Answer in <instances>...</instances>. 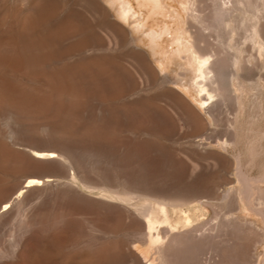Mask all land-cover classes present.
I'll return each mask as SVG.
<instances>
[{
	"label": "rangeland",
	"instance_id": "1",
	"mask_svg": "<svg viewBox=\"0 0 264 264\" xmlns=\"http://www.w3.org/2000/svg\"><path fill=\"white\" fill-rule=\"evenodd\" d=\"M244 1L204 0L195 12L204 17L228 2V17L210 29L202 18L189 24L188 0H0V36L23 35L21 17L34 15L26 38L40 45L47 74L83 94L75 128L65 122L70 135L18 125L20 139L66 148L73 163L60 168L59 156L58 164L0 173V264H264V9L256 10L264 0ZM254 22L261 31L251 39ZM191 32L225 63L213 116L194 100L195 86L177 83ZM41 172L54 180L18 191ZM144 203L152 233L163 237L149 258L138 248L150 238Z\"/></svg>",
	"mask_w": 264,
	"mask_h": 264
},
{
	"label": "bare ground",
	"instance_id": "2",
	"mask_svg": "<svg viewBox=\"0 0 264 264\" xmlns=\"http://www.w3.org/2000/svg\"><path fill=\"white\" fill-rule=\"evenodd\" d=\"M149 1H151V0H149ZM112 2L115 3L116 0H112ZM152 2H154V4L158 5L159 4L158 2H160V0H152ZM238 2H239L238 5L248 3V2H245L244 0H238ZM203 3H204V0H188V7H185V8H187V10H188V8L190 10H192V13L190 15L188 14L191 18V20L188 21L189 24L194 20H199V18H202L205 21H207V20L209 21V23L204 27L212 29V28H215V27L219 26L220 24H222L226 20V16L228 17L229 7L223 6V4H226L228 2H225L223 4H219V2H217L218 4L216 6H213L215 8L214 9L212 8L213 9L212 12L210 11L211 13L207 16L205 15V17L201 16V14L200 15L195 14V12L203 11V5H202ZM262 3H263V5H262ZM262 3H261V6L256 5L257 11L264 9V2H262ZM184 4H186V3H184ZM37 5L38 4H36V6L33 7L34 8L33 10H35V9H36V11L38 10ZM157 5H155V7ZM42 7H43V5H42ZM254 7H255V5H254ZM46 8H40L39 7V11H37V12H39L40 14H44V11L45 12L47 11V10H45ZM156 8L158 9V6ZM126 10H128V7L122 4L120 12H122V14H124V12H126ZM153 10L154 9H152V12H153ZM187 10H185V11H187ZM256 10H255V12H256ZM31 11H32V8H31ZM204 11H206L205 7H204ZM253 11H254V9H253ZM158 12L159 11H155V13H158ZM263 12H264V10H263ZM26 13H28V15H29L31 12L29 11ZM33 14H34V12H33ZM31 15H29L30 17H28V16L21 17L23 19L21 21V24H18V25H20V27H19L20 31H22L24 34L22 35L21 32L18 34H21L22 36L17 35V34H8V35H1L0 36V173L5 172L3 174H6V172H8V171H10L14 174H16V173L19 174V172H21V169L23 170V168H25L29 165L33 169L40 168L42 166L41 164L44 161H51V162L56 161L55 164H58V163H61V162H58V160H57V159H59L58 158L59 156H62V157H60V159L61 158L64 159V160H62V163H64V164H62V163H61L62 165L59 164L60 168H61V166L65 165V170H66L67 169L66 167H69V165H72V163H73L69 159V156H68L69 152L68 153L66 152L67 151L66 148H65L66 149L65 150L63 148H58V147H55L53 145H46L45 143H43L44 145H42V143H41V145H39L38 142L36 144L35 142H32V140H31V142H28L26 140H22L19 138V135H17L18 125H24V128H25V126H27L28 128H35V129L37 128V130L39 127L44 126L45 128L50 127L52 129H55V130H59V131L62 130L64 133H67L69 135H70V133L72 134V132H70L69 129H66L67 126L65 125V122L70 121L72 124V121L76 120L75 116L78 115V110H79V107L81 105V102H80L81 99L79 100V98H81V96L83 95V94L81 95V92L76 90L75 86L74 87H73V85L67 86L63 82L65 79L63 80V78H61L57 73H56V75H54V74L48 75L47 74L46 67L44 66V62H46V60L43 62V60L40 59V55H39L38 48L40 47V45L37 43L35 44L33 42H30L27 39L28 38L27 37L28 33L26 32L27 29L29 32L31 29H33V28L35 29L36 22L39 20L38 19V20L34 21L35 16L32 15L33 16V18H32ZM251 15L252 14H250V16ZM253 15L251 16L252 17L251 19L254 20ZM255 19L257 21L256 13H255ZM253 20H252V22H253ZM260 20H259V22H260ZM194 22H196V21H194ZM194 22H192V23H194ZM199 22H201V21H199ZM192 23H191V25H193ZM256 23L255 22L250 23V25H249L250 31H252V35L249 37L251 39L254 38L253 32L257 31L258 29L260 30V25H259V28L257 29L258 23L257 24ZM41 24H42V22H41ZM191 25H189V26H191ZM191 27H190V29H191ZM70 28H71V26L69 24H67L64 26L63 30H68ZM118 28L120 30H123V27L120 26V24H119ZM15 29H16V27H15ZM184 30L187 31L186 29H184ZM184 30H183V33H184ZM8 31H9V29H8ZM8 31L6 30L4 32H8ZM12 31H13V29H12ZM54 31H56V30L54 29ZM188 31H189V27H188ZM59 33L60 32H58V34ZM183 33H181V35ZM193 34H194V32H191L192 40H190V42H189L190 44L188 45V46L191 45V48L189 49L190 52L188 54L186 53L187 51L185 52L187 54L185 56L186 62L182 63V66H181V70L183 72H178L181 77L178 75L180 78L177 80V83L186 87L187 89H190L192 86H195L196 87V94H195L194 100L197 101L199 108L201 107V109H204L207 113H209L211 116H213L211 114L212 105H210V104L212 102L214 103L215 97H218L217 100H219V97H221L224 94V93L222 94V91L224 90V88L222 89V86H220V85L222 83L221 81H223V80L227 81V80H225L227 76L223 70L224 68L222 69V65L224 67L225 63L221 64L222 62H220L219 66H218L216 61L219 59L218 57H219L220 53L218 55L216 54L217 58L211 59V55L214 53L210 52L211 55H209L210 53H208L209 52L208 49L204 48V45L202 46V43L200 44L201 38L204 37L203 34H202L201 38L200 37L197 38L196 35H193ZM261 35H262V33H261ZM180 37H178V38L180 39ZM38 38H40V37H38ZM114 38H115V36H114ZM204 38H206V37H204ZM223 39H225V38H223ZM30 40H31V38H30ZM40 40H41V38H40ZM34 41H36V39H34ZM40 43H45V42L41 40ZM186 43H187V41H186ZM186 43L184 42L183 44H185V46H187ZM45 45H47V44H45ZM47 47H50V46H47ZM205 47H206V45H205ZM48 49L47 50L49 52L51 47ZM184 50L185 49H183V51ZM180 51H181V49H180ZM214 56H215V54H214ZM214 56L212 55V57H214ZM220 61H222V60H220ZM220 65H221V67H220ZM230 65H232V64L230 63ZM228 70H230V69H228ZM97 72L98 71H96V73ZM111 72L112 71H110V70L104 69L103 75H105L108 84L114 89L115 93H118V92L121 93L122 90L119 87V83L116 81L117 79L115 80L113 78V75H112L113 72L112 73ZM230 72H233V71L230 70ZM98 74H99V72H98ZM92 75H93V72L91 73V76ZM233 75L235 76L234 73H233ZM233 75L230 77H233ZM74 80H75V78H74ZM230 80H231V78H230ZM164 82H166V80H164ZM228 83H226V84H228ZM231 92H232V90H231ZM226 95H227V93H226ZM217 100H215V101H217ZM220 102H222V101H220ZM189 107H190V105H189ZM190 109H192V111L194 113H196L199 117L201 116L200 112H198L194 107L193 108L190 107L188 110L190 111ZM192 111L190 113H193ZM76 118H78V116H76ZM195 121H197V120L195 119ZM197 125H198V123H197ZM200 126H201V124H200ZM73 127H74V125H73ZM195 128L197 129L200 127L196 126ZM201 128H203V127H201ZM87 129L91 130L89 127H87ZM78 130H80V129H78ZM198 130L200 131L201 129H198ZM97 131H96V133H97ZM99 131H101V130H99ZM88 132H90V131H88ZM100 133L101 132H99V134ZM6 138L8 139L9 142H7L5 140ZM28 149H29V151L32 150L33 152L30 153L31 151L29 152ZM51 162L50 163L47 162V163L51 164ZM62 168L64 169V167H62ZM34 173H36V172H34ZM39 174L40 173H38L36 175H30L28 178H26V181H25L26 184L24 186H22L20 188V190L18 189V191H20V193H22V191L24 190L25 187H31V186H35L38 188V186L40 184H43L45 181L53 179V178L51 179V173L41 172L42 176L41 175L39 176ZM52 174H54V172ZM46 176H47V179H46ZM72 176H75V175H72ZM243 180H244V178H243ZM244 181H246V180H244ZM19 183H20V181H19ZM248 184H249V182H248ZM19 186L20 185H18V187ZM249 186H248V188H251V186L250 187ZM39 188H40V186H39ZM4 189H6V188H4ZM8 190H10V189H8ZM26 191L24 190L23 193H25ZM241 193H242V191H241ZM105 195H107V194H105ZM112 195H114V194H112ZM112 195H110V196H112ZM115 197L117 198V196H115ZM148 198H150V197H148ZM138 199H139V197H138ZM138 199H135L134 203H136V201ZM142 200H143V197H142ZM11 201L12 200L10 198H8L6 201L3 202V204L10 206ZM137 202H139V201H137ZM145 202H148V201H145ZM161 204L164 205L163 203H161ZM144 205L146 206L145 207L146 209H144L140 205H139L138 209L142 212V214L146 218L147 227H148V230L150 232V238H149V242H148L149 244L147 246H145V247L141 246L138 248H139V251L141 252V254L144 256V258H149L150 254L152 252H154L155 250L157 252L159 251L156 246L159 242H163V237L158 235V234L155 236V233L154 234L152 233L153 229L155 228V221L150 216V214L153 212L152 207L148 203H144ZM8 207H6L5 209H8ZM161 209H165V208L162 207ZM152 256L154 257V254ZM139 257L140 256H138L136 259H138ZM141 258H143V257H141ZM141 258H139V260ZM141 260L139 261V264H141L140 263Z\"/></svg>",
	"mask_w": 264,
	"mask_h": 264
}]
</instances>
